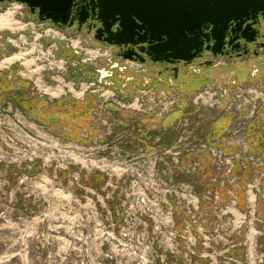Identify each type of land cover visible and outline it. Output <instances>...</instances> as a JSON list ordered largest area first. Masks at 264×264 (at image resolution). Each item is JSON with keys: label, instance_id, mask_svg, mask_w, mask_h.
I'll return each instance as SVG.
<instances>
[{"label": "rangeland", "instance_id": "374dc122", "mask_svg": "<svg viewBox=\"0 0 264 264\" xmlns=\"http://www.w3.org/2000/svg\"><path fill=\"white\" fill-rule=\"evenodd\" d=\"M28 14L0 8V264H264L261 106L125 98L98 80L113 48Z\"/></svg>", "mask_w": 264, "mask_h": 264}, {"label": "flooded vegetation", "instance_id": "af4514ba", "mask_svg": "<svg viewBox=\"0 0 264 264\" xmlns=\"http://www.w3.org/2000/svg\"><path fill=\"white\" fill-rule=\"evenodd\" d=\"M28 2L40 7L32 8ZM61 2L0 0V8L20 5L25 13L40 21L67 29L73 36L85 32L100 46L113 48L114 55L109 56L105 67L97 70L98 80L125 98H129L131 88L146 90L156 85L174 88L200 82L215 85L231 101H237L239 96L233 94L230 87L238 86L243 94L250 95L254 108L261 106L264 110V11L250 9L217 25L203 22L197 28L173 30L186 32V36L178 39L180 45L174 46L176 51L167 49L170 47L167 37L154 35L151 39L150 32L161 31L150 30L137 19L131 29L122 28L118 16L107 19L104 24L98 16V0H72L65 16L42 10L43 4ZM261 116L256 115L253 121L256 123ZM252 127L254 132L261 131L263 124Z\"/></svg>", "mask_w": 264, "mask_h": 264}, {"label": "water", "instance_id": "95a60500", "mask_svg": "<svg viewBox=\"0 0 264 264\" xmlns=\"http://www.w3.org/2000/svg\"><path fill=\"white\" fill-rule=\"evenodd\" d=\"M59 4H43V11H53L65 16L72 0H61ZM32 8L40 4L28 2ZM99 18L106 24L107 19L118 16L121 27L131 29L134 19L146 24L153 37H167V49L176 50L179 37L184 31L199 27L203 22L217 25L230 18L255 9L264 11V0H98ZM131 32H128V34ZM155 35V36H154Z\"/></svg>", "mask_w": 264, "mask_h": 264}, {"label": "bare ground", "instance_id": "6f19581e", "mask_svg": "<svg viewBox=\"0 0 264 264\" xmlns=\"http://www.w3.org/2000/svg\"><path fill=\"white\" fill-rule=\"evenodd\" d=\"M4 20H5V19H4ZM10 21H11V20H10ZM1 22H3V21H1ZM4 23H5V22H4ZM6 23H7V22H6ZM6 23H5V24H6ZM16 24H17V23H16ZM0 25H1V24H0ZM2 25H4V24H2ZM2 27H3V26H2ZM2 27H0V28H2ZM5 27H7V26H5ZM8 27H10V26H8ZM3 28H4V27H3ZM9 29H10V28H9ZM9 29H8V30H9ZM18 55H19V54H18ZM100 55H101V54H100ZM20 56H21V55H20ZM17 58H18V57H17ZM11 59H12V58H11ZM8 60H9V59H8ZM5 61H6V60H5ZM9 61H11V60H9ZM7 62H8V61H7ZM151 99H152V98H151Z\"/></svg>", "mask_w": 264, "mask_h": 264}, {"label": "built area", "instance_id": "2783aa9c", "mask_svg": "<svg viewBox=\"0 0 264 264\" xmlns=\"http://www.w3.org/2000/svg\"><path fill=\"white\" fill-rule=\"evenodd\" d=\"M250 101H251V100H250ZM263 105H264V102H263ZM193 208H194L195 210H197V209H198V206H193ZM170 210L173 211V209H170Z\"/></svg>", "mask_w": 264, "mask_h": 264}]
</instances>
